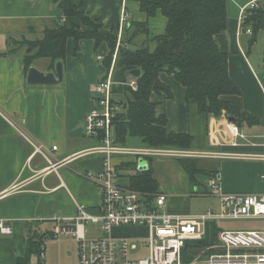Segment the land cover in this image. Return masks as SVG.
Segmentation results:
<instances>
[{"label": "crops", "instance_id": "crops-1", "mask_svg": "<svg viewBox=\"0 0 264 264\" xmlns=\"http://www.w3.org/2000/svg\"><path fill=\"white\" fill-rule=\"evenodd\" d=\"M232 1L240 9L228 12L227 29L215 36L219 48L228 53L229 75L241 91L226 96V99L256 120L234 122L241 133L234 145L227 128L228 116H211L208 121L204 120L206 143L196 150L192 148V151L206 157L209 173L220 174V184L225 192L263 194L264 158L260 156L264 155V31H259L262 36L259 46L257 39L252 43L253 32L246 33L240 20L241 9L251 0H228V8ZM73 3L102 24L104 32L118 31L119 34L124 10L128 13L125 25L128 30L134 27V23L144 25L145 28L138 26L141 32L152 35L166 29L167 18L161 12L148 17L135 0H73ZM64 8L65 0H0V221L12 228L10 234L0 231V264H16L18 257L25 256L33 228L41 232L53 230L43 228V225L44 222L55 224L52 221L54 215L73 217L77 213V204L84 205L94 214L100 211V188L83 173L102 170L104 155L82 153L99 145L98 137L86 136L85 123L87 115L97 104L93 87L106 79L111 71L103 63L109 54L108 44L103 42L96 47L93 39H84L79 52L75 53V40L69 38L65 59L58 60L64 65L63 81L53 85L28 82L31 67L50 73L56 71L58 62L50 57H40L28 66L26 54L33 51L28 43L43 39L47 29L61 24L68 27L81 24L78 17L67 16ZM156 23L160 25L159 32L154 29ZM122 65L123 83L128 80L125 74L130 75L126 87L133 77L131 69ZM118 70L120 67H113L114 76ZM171 77L174 75L163 73L160 81L171 89L173 97L160 91L153 92L151 99L157 103V113L167 116L169 131L190 132L185 89ZM176 92L180 96L178 101H175ZM26 136L44 145L54 161L63 162L51 165L40 154H35ZM54 144L59 147L57 151L51 150ZM131 158L113 157L120 173V183L121 177L131 176V164L126 161H139L138 157ZM209 176L211 178V174ZM211 195L216 198L209 209L219 210L220 198L213 192ZM190 198L191 195H173L166 210L183 216L205 213L192 212ZM218 221L224 220L207 222L201 243L211 247L219 245V234L224 230L264 231V218L230 219L227 224ZM208 234L216 240L205 241ZM70 238L67 236L58 241L56 255L50 249V243L55 240L49 242V264H76V241L72 238L74 250L65 246ZM186 252L185 258L200 257Z\"/></svg>", "mask_w": 264, "mask_h": 264}, {"label": "trees", "instance_id": "trees-1", "mask_svg": "<svg viewBox=\"0 0 264 264\" xmlns=\"http://www.w3.org/2000/svg\"><path fill=\"white\" fill-rule=\"evenodd\" d=\"M135 1L140 3L141 10L148 17L161 12L167 18V25L163 34L154 37L156 48L152 51L146 46L130 49V44L135 46L132 39L124 37L125 31L122 34V41L128 45L119 49V57L123 59L124 66L130 69L140 68L141 76L137 78L138 90L126 86L124 101L127 102V108L118 111L113 118L116 145L126 147L127 137L132 136L141 139L146 146L192 149L194 136L191 132L169 131L167 116L157 113V103L151 99L153 92L160 91H165L170 98L173 97L171 89L160 82V75L163 73L174 75L184 86L185 100L189 108L195 106L205 121L211 116L219 117L224 111L229 117L233 116L237 124L247 119L256 120L246 112H241L226 99L228 95L241 92L229 75L228 53L219 48L215 39V36L225 31L228 26L227 0ZM64 9L67 16L78 17L81 24H73L70 27L61 24L57 28L47 29L43 39L29 42L28 45L33 51L26 54L27 65L30 66L35 58L40 57H50L53 61L64 60L67 40L73 38L75 53L79 52L81 41L84 39H93L96 47L106 42L110 49L103 63L109 69L118 45V31L116 33L102 31V24H98L97 20L92 19L79 5L73 3V0H65ZM242 27L252 29L254 36L251 42L254 43L259 31H264V3L249 10L242 21ZM157 81L162 87H155ZM113 103L124 108L117 100L113 99ZM98 138L101 142L102 136ZM180 159L191 180H194L195 173L203 170L199 158ZM216 173L210 174L213 176ZM151 175V169L131 175L129 186L154 192L156 182L152 180ZM53 234L54 229L41 232L38 228H33L28 238L27 253L23 257H18L16 264H32L33 255L37 256V264H41L40 254L44 238ZM187 251L200 258H209L216 253L215 248L201 242L189 245ZM259 251L264 252V249Z\"/></svg>", "mask_w": 264, "mask_h": 264}, {"label": "built area", "instance_id": "built-area-1", "mask_svg": "<svg viewBox=\"0 0 264 264\" xmlns=\"http://www.w3.org/2000/svg\"><path fill=\"white\" fill-rule=\"evenodd\" d=\"M264 0H251L241 9L242 21L251 9L260 7ZM128 22V13L124 10L120 19L119 39ZM251 28L246 33L251 34ZM127 46V45H126ZM102 57L99 56V59ZM129 86L138 90L137 78H132ZM94 95L100 96L96 107L86 117L85 134L87 137L102 136L101 143L86 149L82 155H104L103 168L100 171L83 173L85 177L94 181L100 188L101 206L98 214L88 211L81 204H77V213L73 217L54 215V234L46 236L41 247V264L48 262V244L52 240L60 241L62 236H71L77 243L76 264H264V231H229L219 234L220 244L215 245L216 253L207 259L196 257L184 262L187 247L199 243L206 233V224L211 220H230L264 218V193H230L225 192L220 184V174L210 178L213 193L220 198L219 210L209 209L196 216H183L166 211L168 195L164 192L146 193L123 185L119 182L120 173L117 170L114 155L133 154L143 158L153 155L176 154L188 152L168 151L153 148H128L114 143L112 135V121L120 110V106L113 103L112 74L99 81L93 87ZM223 116H228L225 112ZM227 119V128L231 136V143L236 145V138L241 136L236 123ZM34 147L35 154H40L51 165L63 161H54L51 152L41 144L26 136ZM58 145L51 147L58 150ZM202 156L195 153L190 156ZM260 157L264 158V155ZM149 162L143 159L138 162L137 170H147ZM88 225H98L94 234L88 235ZM139 226L147 229V235L142 237L115 236L112 229L116 226ZM0 231L4 234L12 233V228L0 221ZM99 231V234H98ZM136 241H142L148 247V255L139 261L131 260V252L137 251ZM219 249V251L217 250Z\"/></svg>", "mask_w": 264, "mask_h": 264}, {"label": "rangeland", "instance_id": "rangeland-1", "mask_svg": "<svg viewBox=\"0 0 264 264\" xmlns=\"http://www.w3.org/2000/svg\"><path fill=\"white\" fill-rule=\"evenodd\" d=\"M228 1V0H227ZM227 8H228V3H227ZM242 8V7H241ZM239 6H237V4L232 1V4L230 5V7L228 8V12H233V11H238ZM135 25H133L134 27H132L131 29L128 30V28L123 29V33L125 31L124 37L127 39H132V42L134 43V45L136 47H143L146 46L147 48H149L151 51L154 50L156 48V41L154 40V37L157 35H161L164 32H160L159 34L156 35H152V34H148L147 32H141V28H138V25L136 23H134ZM144 26V25H143ZM145 28V26H144ZM155 31L159 32L160 30V25L159 23L155 24ZM166 30V29H165ZM128 35V36H127ZM261 36V32L258 33L256 35V39L258 40L257 44L259 46V41H261L260 39ZM256 40V41H257ZM262 44H264V41L262 40ZM127 42H123L122 38L121 40L119 39V34H118V45L116 47L113 59H112V63L113 66L109 68L110 74H112V80H113V99L117 100V101H124V99L126 98L125 95V89L126 87H124V85H126V82L130 80V75L125 74L126 79H128L125 83H123L124 79H122L123 77V68H121L120 65H122L123 63V59L119 57V49L121 47H126ZM130 46H133L130 44ZM134 46V47H135ZM131 49V48H130ZM120 67V70L116 71L115 76H114V72H113V67ZM123 67L124 64L122 65ZM108 70V71H109ZM171 79H173L174 81H177L174 77H171ZM117 81L118 84L115 82ZM161 82V81H160ZM179 87L182 85L180 82H176ZM183 86V85H182ZM184 87V86H183ZM124 88V89H123ZM185 89V88H184ZM124 91V92H123ZM96 96V95H94ZM180 98V96L177 94V92L175 93V101H178V99ZM125 102V101H124ZM124 108L120 107L119 112H121ZM187 111V109H186ZM226 113V111H224ZM223 112V113H224ZM189 117V125H190V132L191 134L194 136V142H193V150L198 149L199 147H202L204 145V143H206V132H204V127H205V118L204 116H202L201 114H199L197 112V109L195 108V106H191L189 108V111H187ZM227 114V113H226ZM112 135L113 138L116 139V135H115V129H112ZM101 142L99 141V144ZM126 147L128 148H153V149H163V150H168V151H179V152H188L191 154H195L196 152H193L192 149L191 150H186V149H178V148H172V147H153V146H146L145 144L142 143L141 139H139L138 137H132L129 136L127 137V141H126ZM210 147H206V149H209ZM191 154H186L185 153H177L172 155V154H164V155H153L150 156V158H143L141 156H136L133 154H125V155H114L115 158L117 157H129L130 159H132L131 157L135 156L139 158V161L141 162L143 159L146 160L147 162L150 161V165L147 170H142L139 171L137 170L138 168V162L136 161H126V164H131V167L129 168L130 170L132 169L131 175H136L138 172H147L148 170H152V175L151 178L154 182H156V187H155V191L154 192H147V191H143L140 190L142 192H146V193H159V192H164L166 193L169 197L168 200H170L171 196L173 195H191V211L192 212H198V213H202V212H206L209 207L213 206V201H214V196H212V192H213V188L210 186V176H209V170L206 169L207 165L205 161L206 157L203 158L202 157H196V156H190ZM198 156V155H197ZM180 157L183 158H191V159H195V158H199L200 159V165L203 168V170L198 171L197 173H195L194 176V180L190 179V176L187 172V170L183 167L182 163H181V159ZM149 159V160H148ZM136 164H135V163ZM207 170V171H206ZM129 179L130 177H121V183L124 185L129 184ZM139 190V189H137ZM209 194V195H207ZM169 202V201H168ZM167 202V203H168ZM167 206V205H166ZM167 211V210H166ZM232 222H235L236 220H231ZM229 222V220H224V221H218L219 224H227ZM55 224H53L52 222H44L43 228H49V229H54ZM93 228L91 229L90 227ZM42 228V229H43ZM98 225H88L87 227V233L88 235H92L94 234V231L97 230ZM112 232L115 236H130V237H142V236H146L147 235V229L146 228H140L139 226H133V225H129V226H116L112 229ZM67 236H62V239L66 238ZM70 237V236H69ZM71 240L66 241V247H74V241H72V237L70 238ZM215 237H211L206 236L205 241H207L208 243H211L214 240ZM138 243V250L137 251H132L131 252V260L132 261H139L141 259H144L147 257L148 255V247L145 246V244L142 241H136ZM58 241H52L50 243V249H51V253L55 254L58 252ZM194 258L192 257H188V258H183L184 262H189L191 260H193ZM202 259H207L206 257L202 258ZM32 264H36L38 262L37 256L33 255L32 260H31Z\"/></svg>", "mask_w": 264, "mask_h": 264}, {"label": "water", "instance_id": "water-1", "mask_svg": "<svg viewBox=\"0 0 264 264\" xmlns=\"http://www.w3.org/2000/svg\"><path fill=\"white\" fill-rule=\"evenodd\" d=\"M131 49H135L134 46H130ZM130 74L133 78H139L141 76V69L140 68H134L130 70ZM64 79V65L62 61H58L56 63V71L45 73L40 71L39 69L35 67H31L28 73V82L30 84H45V85H53L57 84ZM155 87H162V84L157 81L155 82ZM97 100H100L101 97L97 96ZM119 104H123L124 109L127 108V102L119 101ZM230 121L236 122L235 118L231 116L229 118ZM219 251V249H217Z\"/></svg>", "mask_w": 264, "mask_h": 264}]
</instances>
